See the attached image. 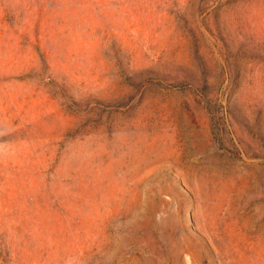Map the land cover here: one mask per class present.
I'll return each mask as SVG.
<instances>
[{"label": "rangeland", "instance_id": "rangeland-1", "mask_svg": "<svg viewBox=\"0 0 264 264\" xmlns=\"http://www.w3.org/2000/svg\"><path fill=\"white\" fill-rule=\"evenodd\" d=\"M0 264H264V0H0Z\"/></svg>", "mask_w": 264, "mask_h": 264}]
</instances>
